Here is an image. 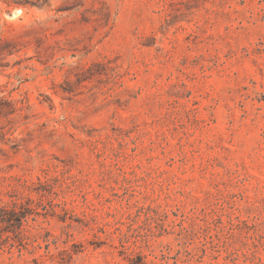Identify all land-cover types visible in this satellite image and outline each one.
Wrapping results in <instances>:
<instances>
[{
    "label": "rangeland",
    "instance_id": "1",
    "mask_svg": "<svg viewBox=\"0 0 264 264\" xmlns=\"http://www.w3.org/2000/svg\"><path fill=\"white\" fill-rule=\"evenodd\" d=\"M0 217V264H264V0H0Z\"/></svg>",
    "mask_w": 264,
    "mask_h": 264
},
{
    "label": "trees",
    "instance_id": "2",
    "mask_svg": "<svg viewBox=\"0 0 264 264\" xmlns=\"http://www.w3.org/2000/svg\"><path fill=\"white\" fill-rule=\"evenodd\" d=\"M15 4H17L18 6H21V4H19V3H15ZM0 220L4 221V219L2 217H0Z\"/></svg>",
    "mask_w": 264,
    "mask_h": 264
}]
</instances>
